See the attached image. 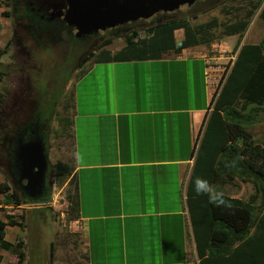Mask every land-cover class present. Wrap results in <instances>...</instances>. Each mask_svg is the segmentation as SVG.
<instances>
[{
    "label": "crops",
    "instance_id": "obj_1",
    "mask_svg": "<svg viewBox=\"0 0 264 264\" xmlns=\"http://www.w3.org/2000/svg\"><path fill=\"white\" fill-rule=\"evenodd\" d=\"M173 35L178 46L183 30ZM235 36H222V44L231 47L227 40ZM205 47L169 51L157 60L93 63L76 81L69 136H64L70 150L65 141L64 156L55 160L51 144L47 155L51 166L69 167L76 211L64 213L62 229L52 212H44L33 236L28 226L40 216L27 212L18 220L30 256L47 220L53 250L48 264H200L190 201L197 212L193 202L206 197L195 194L191 176L222 69L210 66L213 54ZM237 181L219 174L211 184L239 200ZM7 229L20 228L5 226L10 242ZM23 250L26 264L29 252Z\"/></svg>",
    "mask_w": 264,
    "mask_h": 264
},
{
    "label": "trees",
    "instance_id": "obj_2",
    "mask_svg": "<svg viewBox=\"0 0 264 264\" xmlns=\"http://www.w3.org/2000/svg\"><path fill=\"white\" fill-rule=\"evenodd\" d=\"M258 6L254 5L248 13L252 14ZM2 15L9 17L10 14L3 12ZM259 17L264 22V8ZM216 23V19L196 26L190 25L187 19L160 21L142 29L144 38L138 36V30L132 31L123 37L125 44L120 50L114 53L101 50L97 56L90 54L83 62L93 57V63L157 60L169 51L177 53L184 48L206 45ZM247 25L248 19H236L231 24L221 23L219 27L221 35L235 36L240 35ZM178 29L183 30L180 47H177L173 35ZM110 44L111 41L107 40L103 46ZM224 79L219 91L212 96L213 108L206 121L191 178L195 180L200 177L211 183L214 177L221 174L251 182L260 194L261 202L256 207L253 203L224 196L225 204L217 206L209 203L206 197L193 202L200 207L193 212L190 201L198 257L200 264H264V149L254 145L247 132L264 111V39L259 44L241 45ZM240 102L241 109H238ZM2 103L3 96L0 94V106ZM239 140L242 141L240 146L237 144ZM52 169L53 178L69 175V167L64 163L56 162ZM8 189L6 184H0L1 193ZM13 196L17 204H22L23 200L16 191ZM69 199L72 200L71 197ZM76 206L74 190L71 210L75 207L76 211ZM74 212H68L69 216H74ZM6 218L5 223L0 220V250L15 256L16 263L8 264H23L25 253L22 239L14 243L6 241L4 228L24 226L11 216ZM18 219L23 220V215ZM49 250L51 257L52 245Z\"/></svg>",
    "mask_w": 264,
    "mask_h": 264
},
{
    "label": "rangeland",
    "instance_id": "obj_3",
    "mask_svg": "<svg viewBox=\"0 0 264 264\" xmlns=\"http://www.w3.org/2000/svg\"><path fill=\"white\" fill-rule=\"evenodd\" d=\"M258 4V8L255 9ZM254 5L255 10H253L252 14H249L248 12L252 10ZM263 8L264 0H215L212 4L207 5L204 12H200L195 19L189 18V13H184L180 19H187L192 26L204 24L216 19V27L211 29L210 40L205 45V50L208 52L210 45L216 43L218 46H223L222 48L224 49H230L228 54L234 59L241 45L259 44L264 39V22L259 17ZM3 12L11 14L10 0H0V52H2L0 54V94L3 96L2 108L0 109L1 111L10 108L14 109L15 106L20 104L26 95L27 77H29L33 85L37 86L39 92L46 93L45 101L47 104L52 101L56 93H59V97L54 103L56 117L52 119L50 124L52 133L49 141V146L52 144L54 147V159L56 160L58 156H64L62 148L65 141L70 150V141L66 137L69 136L68 126L73 115V90H75L76 81L90 68L95 57L88 59L86 62H82L80 67L74 68L76 57L66 60L54 47L52 48L49 45L45 47L37 46L30 37L25 36L22 31L20 32L12 21L10 23L4 22L3 19H8V17H4L2 15ZM236 19H248V25L240 35L227 40L231 46L228 47L225 43L222 44L223 35H221V28L219 26L221 23L231 24ZM152 25L153 23H150V20H148L147 23L141 26V30H138V36L144 38L145 34L142 29H146ZM128 33L130 34V32ZM123 37L109 38L111 44L107 46L102 45V48L94 52L93 55L97 56L101 50L116 52L125 44ZM224 55L226 54L215 53L212 56L210 55L211 60L214 58L224 68L222 80L228 73V69H230V61L228 62ZM222 80L219 81L217 87L220 86ZM241 105L242 103L240 102L237 108L241 109ZM247 132L250 135L252 143L264 149V111L258 115V122L248 127ZM65 135L66 137L64 138ZM241 143V140L237 142L239 146ZM1 154L2 152L0 150ZM7 174V170L0 164V184H6L9 188L5 193L0 192L1 219L6 220V216H16V220L18 221L19 219L17 217L21 215L24 217L29 212H34L32 214L40 216V222H35L28 226L29 234L33 236V234H39L38 227L43 225L44 212H52L50 217L54 218L58 229L63 228L62 223L67 222L66 217L63 219L64 213L66 214L67 212L66 216H68V212L72 213L75 211V207L71 210V201L74 199L75 188L73 181L68 179V175L53 178L49 200L39 204L25 201L12 185ZM235 187L240 198L239 200L253 203L256 207L259 206L261 196L251 182H243L238 179ZM15 191L20 199L23 200L21 202L22 204L16 203L13 196ZM44 228L43 236L36 241L37 243L35 245L37 248L34 249V257L33 255L30 256V251L33 252V250H30V247L24 245V248L27 249L26 254L28 255L29 252L30 257L28 259L29 261L26 260V264H48L50 250L47 220L45 221ZM23 232H25L23 228L17 229L15 232H12V229H7V238H9L8 240L11 243H14L17 239H22L23 242V238L25 239ZM27 241L30 242V237L28 240L26 239ZM0 254L3 257L2 264L14 263L16 261L15 256L9 252L0 250ZM62 254L63 252L57 250L56 257L61 258Z\"/></svg>",
    "mask_w": 264,
    "mask_h": 264
},
{
    "label": "flooded vegetation",
    "instance_id": "obj_4",
    "mask_svg": "<svg viewBox=\"0 0 264 264\" xmlns=\"http://www.w3.org/2000/svg\"><path fill=\"white\" fill-rule=\"evenodd\" d=\"M215 0H200L191 6H182L174 12H159L150 20L157 23L165 20L180 19L184 13L193 17L204 12L205 7ZM10 22L30 37L37 46L49 45L56 48L66 60L76 57L74 68L81 66L83 60L90 54L100 50L109 38L129 35L128 32L137 31L148 20H137L115 27L114 29L90 31L77 36V31L62 17L52 16L48 7H42L36 0H10ZM66 8H62L61 15ZM128 33V34H127ZM26 95L14 109H0V164L7 170L9 179L14 188L26 200L42 202L50 196L53 169L48 163V168L38 190L31 195L25 188V181L19 178V168L16 162V151L19 145L30 142H42L45 153L48 155L51 136V121L55 115L54 103L59 93L47 104L46 93L39 92L29 77L26 78ZM0 108H2L0 106Z\"/></svg>",
    "mask_w": 264,
    "mask_h": 264
},
{
    "label": "water",
    "instance_id": "obj_5",
    "mask_svg": "<svg viewBox=\"0 0 264 264\" xmlns=\"http://www.w3.org/2000/svg\"><path fill=\"white\" fill-rule=\"evenodd\" d=\"M48 7L52 16L62 17L77 31V36L90 31L108 30L137 20H148L159 12H174L200 0H36ZM66 8L61 15V9ZM19 178L34 195L48 168L42 142L19 145L16 151Z\"/></svg>",
    "mask_w": 264,
    "mask_h": 264
},
{
    "label": "clouds",
    "instance_id": "obj_6",
    "mask_svg": "<svg viewBox=\"0 0 264 264\" xmlns=\"http://www.w3.org/2000/svg\"><path fill=\"white\" fill-rule=\"evenodd\" d=\"M228 51H230V49ZM238 51H239V49H238ZM238 51H237V53H238ZM237 53L234 56V60H235V58L237 56ZM234 60H233V62H234ZM233 62H232V65H233ZM218 91H215V92L217 93ZM47 162H48V160H47ZM193 190H194V192H195L196 195L207 197L209 203H212V204L217 205V206H220V205H224L225 204L224 193L221 192V191H219V190H217L207 179H203V178L197 177L194 180V182H193ZM48 200H43L42 202H39V204L40 203L42 204L44 202H47ZM27 201H29V200H27ZM29 202L30 203H34L33 201H29ZM35 203H37V202H35Z\"/></svg>",
    "mask_w": 264,
    "mask_h": 264
},
{
    "label": "built area",
    "instance_id": "obj_7",
    "mask_svg": "<svg viewBox=\"0 0 264 264\" xmlns=\"http://www.w3.org/2000/svg\"><path fill=\"white\" fill-rule=\"evenodd\" d=\"M178 47H180V44H178ZM209 53H211V54H215V53L228 54L226 49L222 48V46H218L216 43L215 44L213 43V44L210 45ZM233 60L234 59L230 56V59H228V62L230 61L229 68L231 67ZM210 63H211L210 66H216L217 67V65H218V66H220L222 68L221 69V74L219 75L218 82H217V85H218L219 81L222 80V74H223L224 68L221 66L222 64H218V62L216 60H211ZM228 71H229V69H228ZM224 80L225 79L223 77V80L221 82L223 83ZM222 83H220L219 87L216 86V90L215 91H218L220 89Z\"/></svg>",
    "mask_w": 264,
    "mask_h": 264
}]
</instances>
